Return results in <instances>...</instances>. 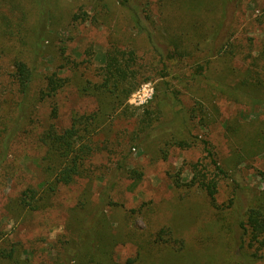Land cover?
Returning a JSON list of instances; mask_svg holds the SVG:
<instances>
[{"label": "rangeland", "instance_id": "374dc122", "mask_svg": "<svg viewBox=\"0 0 264 264\" xmlns=\"http://www.w3.org/2000/svg\"><path fill=\"white\" fill-rule=\"evenodd\" d=\"M204 3L199 10L183 11L181 0H128L126 7L114 0H47L44 8L37 0H0V28L1 20L17 19L28 36L25 47L15 37L0 39V248L16 244L15 260L6 264H66L62 253L71 241L81 244V264H264V258L252 262L254 250L247 244L238 250L246 211L254 207L264 214V96L253 100L241 93L233 99L234 94L218 92L225 64L211 44L216 39L220 46L228 38L226 47L234 50L228 59L242 60L234 62L238 69L259 58L264 0ZM74 15H80L77 21ZM162 20L174 29L201 22L207 39L200 38L190 56L170 59L174 46ZM40 22L46 34L34 88L66 60L70 64L60 74L74 86L98 82L111 43L136 58L137 80L131 83L138 85L115 112L103 106L106 99L98 106L71 84L57 95L59 129L68 127L73 114L98 109L100 125L94 138L99 149L87 164L90 176L54 193L40 187L48 178L39 165L42 151L36 142L48 122L49 105L38 109L34 127L11 130L18 115L12 58L33 64L28 47ZM254 63L264 73V59ZM142 86L151 91L139 105L133 95ZM143 122L150 125L143 129ZM194 164L215 178L217 207L200 188L184 185ZM129 170L141 178L133 183ZM174 180L183 185L176 187ZM27 188L38 192L35 212L19 205ZM161 229L167 230L165 243L155 240Z\"/></svg>", "mask_w": 264, "mask_h": 264}, {"label": "trees", "instance_id": "16d2710c", "mask_svg": "<svg viewBox=\"0 0 264 264\" xmlns=\"http://www.w3.org/2000/svg\"><path fill=\"white\" fill-rule=\"evenodd\" d=\"M47 0H37L39 7L44 8V4ZM166 2H173L174 0H164ZM203 7H205V1L202 0ZM223 1L225 5L232 4L239 0H220ZM114 2L120 7H126L128 0H114ZM181 8L183 11L199 10L198 7L202 5L199 0H181ZM42 12V10H41ZM81 16H87L84 12ZM80 15H74L73 21H77ZM149 17V16H147ZM165 20H168L166 17ZM14 22V24L12 23ZM164 25L162 29L169 42L173 44L174 49L172 54L169 56L173 59V56L179 58L190 56L193 51V47L199 46L201 43L200 38L207 37L201 34L204 32L203 23L197 22L179 24L176 29H174L170 23L162 20ZM2 26L0 28V39L4 37H15L16 40L20 39L21 44L26 46L27 35L22 34L23 26L17 19L15 21L3 19L1 20ZM202 24V25H201ZM42 25V22H40ZM39 25V30L35 32V40L33 45L28 47V51L31 53L33 58V64H28L22 57H16L13 59V72L11 76V81L16 94L18 95V102L16 105L17 112L16 121L12 124L13 133L19 131L25 124L35 126L37 124V112L38 109L44 105L48 104L50 107L48 122L41 128L38 133L36 142L40 150L42 151V156L39 159V165L47 176V181L41 183L40 187H45V193H54L60 187H68L75 185L81 179H86L90 176L87 164L91 161L98 152V147L94 142V138L99 132V117L100 109L90 114L77 115L73 114L70 119L68 127L64 129H59L56 125V120L58 118V105L56 102L57 95L69 84L72 87H76L79 95L83 97H93L98 106L102 105L104 99L107 103L103 106L110 107L111 112L118 110L121 105L125 102V99L131 94L138 83L132 84L131 81L137 80L136 74V58L135 54L131 51L121 50L116 43H111L110 48L106 51L103 58V68L99 73V81L91 84L87 82L84 86L79 87L71 83L72 79L69 77H62V70L70 62L65 61V64L60 66L58 71H54L50 74L44 75L43 79L40 81L41 86L39 88H34L33 84L39 74L37 73L36 62L40 55H42L43 43L45 42L46 29L42 25ZM139 25V22H138ZM139 29L144 30L143 27L138 26ZM223 27V25H222ZM221 28V27H220ZM175 32V33H172ZM163 32H161L162 34ZM219 33V32H218ZM223 35V32H222ZM217 36H215L216 38ZM152 38V35H149ZM203 40V39H202ZM228 38L222 41L220 46L216 39L211 43L213 47H218L216 56L225 67L221 68L219 72V77L217 81V91L220 93H225L226 95L234 94L232 98L234 99L236 95L241 96V93H249V97L253 100H260L264 94L260 90L264 87L261 86L264 83V73L256 71L257 59H264V40H262L259 51V58L251 59V64L247 65L244 69H238L234 66V62L237 64L242 62L241 59L230 56L234 55V50L232 46L226 47L228 44ZM216 42V44H215ZM223 42H226L223 44ZM167 50V48H166ZM21 56V53H19ZM126 57L128 59H126ZM254 61V62H253ZM232 62V64H231ZM204 68L207 67L205 63ZM74 64V68H75ZM76 69V68H75ZM201 71V67L199 68ZM72 73V69H70ZM73 75L75 72L73 71ZM255 75V77H254ZM129 76V77H128ZM235 80H238L235 82ZM261 86V87H257ZM210 87V86H209ZM214 91L215 88L212 87ZM257 95H260L258 97ZM262 95V96H261ZM211 100V98H209ZM205 100V98H204ZM146 124L144 128L148 127L150 124ZM182 148V144L179 145ZM210 156L211 154H209ZM3 159V158H2ZM2 161L0 160V165ZM216 174L222 175L223 171L218 166V164L211 160ZM193 176L190 181L184 185L187 187H198L205 195L208 197L212 206L217 207L215 203V195L217 193V182L215 178H209L207 173H202V170L197 169V165H192ZM129 179H133V183L141 178V174L136 170L128 171ZM174 185L180 187L183 185L179 180H174ZM37 191L34 188H27L22 192L20 197L19 205L23 209H27L29 212H35L38 210L39 206L35 199ZM80 208L83 204L79 205ZM46 208V207H45ZM38 212V211H37ZM100 210H96L92 215V219L95 218ZM89 221V220H88ZM87 221V222H88ZM239 228L242 231L240 238H238V250L245 247V244L249 248L254 250V254L251 255L252 262L258 261L264 258V214L258 209L251 207L249 208L244 216V221L240 222ZM164 233H167L166 229H161L156 235V242L165 243L166 241L162 238ZM244 237V238H243ZM154 240V241H155ZM69 245V246H68ZM62 253L63 261L66 264H81V244H76L71 241L68 243ZM16 244H13L9 250L0 248V264H6V261L15 260Z\"/></svg>", "mask_w": 264, "mask_h": 264}, {"label": "built area", "instance_id": "2783aa9c", "mask_svg": "<svg viewBox=\"0 0 264 264\" xmlns=\"http://www.w3.org/2000/svg\"><path fill=\"white\" fill-rule=\"evenodd\" d=\"M147 86H142L140 90H138L134 95L133 98H135L138 102L139 105L145 102L149 97V92L151 91L150 89H146Z\"/></svg>", "mask_w": 264, "mask_h": 264}]
</instances>
